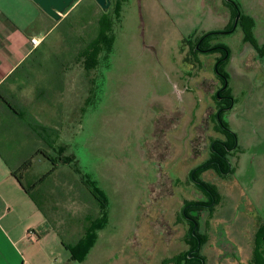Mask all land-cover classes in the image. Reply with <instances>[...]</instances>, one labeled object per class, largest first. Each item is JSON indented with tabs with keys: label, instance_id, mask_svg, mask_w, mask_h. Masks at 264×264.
Returning a JSON list of instances; mask_svg holds the SVG:
<instances>
[{
	"label": "rangeland",
	"instance_id": "rangeland-1",
	"mask_svg": "<svg viewBox=\"0 0 264 264\" xmlns=\"http://www.w3.org/2000/svg\"><path fill=\"white\" fill-rule=\"evenodd\" d=\"M88 1L92 19L69 30L68 40H55L66 24L55 28L40 51L50 48L48 57L37 55L50 61L49 73L54 40L55 48L73 44L76 55L84 46L79 37L88 42L95 35L104 11ZM110 1V13L123 2L120 20L113 22L114 43L105 47L94 71L72 62L62 83L51 79L50 84L47 70L37 67L25 88L7 85L23 91L25 108L43 125H63L51 149L45 147L56 172L35 193L53 227L74 243L84 234L86 218L106 217L82 263L65 248L62 253H68L69 264H199L191 254L198 247L192 223L183 213L191 205L203 239L195 254L204 264H264L257 248L264 227V0ZM237 7L254 21L261 50L245 43L241 27L205 43L230 51L225 71L234 106L222 120L236 136L232 172L207 170L199 176L216 192L213 201L191 175L210 159L213 143L229 140L216 118L223 106L215 70L221 53L192 48L207 33L231 28ZM42 80L54 92L45 101L38 97ZM52 169V162L37 154L26 183L39 182ZM83 181L103 195L104 213Z\"/></svg>",
	"mask_w": 264,
	"mask_h": 264
},
{
	"label": "crops",
	"instance_id": "crops-1",
	"mask_svg": "<svg viewBox=\"0 0 264 264\" xmlns=\"http://www.w3.org/2000/svg\"><path fill=\"white\" fill-rule=\"evenodd\" d=\"M57 25L31 0H0V89L37 49L31 39L37 38L42 43ZM7 85L9 91L0 94L12 99L20 111H27L20 95L23 91H10ZM40 110L51 113L42 105ZM0 111V264H69L68 253H62L63 237L39 208L42 204L35 196L38 189L32 190L33 197L25 191L24 187L31 188L37 181L26 183L25 173L29 170L22 174V184L13 174L35 155L37 147L42 148V143L21 121L2 108ZM59 127H55L56 138L63 125ZM46 151L49 155L50 150ZM43 193L45 197L46 191Z\"/></svg>",
	"mask_w": 264,
	"mask_h": 264
},
{
	"label": "trees",
	"instance_id": "trees-1",
	"mask_svg": "<svg viewBox=\"0 0 264 264\" xmlns=\"http://www.w3.org/2000/svg\"><path fill=\"white\" fill-rule=\"evenodd\" d=\"M231 1V0H229ZM123 2H117L114 8L113 13H110V11H104L102 14L98 17L96 28H95V35L90 37V40L88 42H84L83 37H79V41L84 43V46H82L74 55L75 51V46L73 44H70V48H66L61 46L58 48V45H56L57 50L59 49V53L56 54L55 52V46L53 45L55 43V40L58 38L59 41L63 40H68V35H69V30H73V33L76 32V28L83 26L84 22H88L90 19H92L93 16V9H92V4L88 0H84L75 7H72L70 10H68L65 14V17L58 22V25L56 26V29L58 30L62 25H67L66 29L62 31L59 36L55 38L52 43V52L55 53V58L53 62V70L48 71V63L50 62L48 58H42L37 55H46L48 57V54L51 52L50 48L48 52L46 51V48L44 49V53H40L46 46L47 40L49 37H47L41 45L7 78L5 81L6 84H16L17 89L21 90L22 88H25V86L30 85V83L33 80V72L32 70L34 68L40 67V68H45L47 72L49 73V83L51 84V79L52 82L57 81L62 83V78L63 75L66 73V69L69 64L72 62L75 63H82L83 68L85 72L90 73L94 71L98 64H99V58L105 47H111L114 43V36L111 34L112 31V24L113 22L119 21L120 20V11H121V6ZM239 13L238 7L235 9L234 12V19L237 17ZM240 21L239 24L241 28L243 29L244 32V40L246 42H249L252 44L257 51H259L261 48L258 45V42L254 36V21L247 16H244L240 13ZM229 29H232L229 28ZM217 33H208L206 36L201 37L197 42L196 45L192 48L197 52L196 46L198 45L199 41L201 40L202 42L199 44L200 49L205 48V43L208 38H210L213 35H216ZM219 50V48H214L211 51ZM227 50V49H226ZM229 51V50H227ZM58 52V51H57ZM74 55V56H73ZM69 57L72 59L70 60ZM229 60V59H228ZM227 60V61H228ZM226 59L223 60L225 64ZM226 61V62H227ZM42 70V69H41ZM47 75V74H46ZM44 75V80H48V76ZM42 77V78H43ZM225 77L228 78V75L225 73ZM41 84V90L38 92V97L41 99H47L46 96H52L53 91H47V85L45 82L42 80L40 82ZM48 84V83H47ZM5 85L3 87L1 86L0 91H9L7 88H5ZM43 85H46L45 87ZM43 86V87H42ZM223 94L231 95V93L227 90ZM37 97V98H38ZM0 108L4 109V112L6 111V114L8 113L12 118L18 120L19 122L21 121L22 124H24L28 130L36 137L37 141H40L42 143V148L37 147L35 155L29 157L24 163L21 165L19 169L16 171H13L14 176L19 180V182L22 184V174H24L27 170H29L32 167L33 164V157L36 156L37 154H42L48 159L50 162L53 164V169L49 172L48 175H46L44 178H42L39 182L35 183L31 188H25V191L31 196H32V190L38 189L45 181L47 180L48 177L52 176L56 172V163L53 161L51 157L48 156L46 153V150L51 149L52 144L55 141L56 136L58 135V131L55 129V127L52 126H47L43 125L41 122H39V119L36 116H33L28 110H19L13 103V100L8 98L5 95L0 94ZM2 111H0V114ZM222 115L223 113H220V121L222 122L223 126L227 129V136L229 140L226 142V146L228 148H233L235 147L236 144V136L234 133L230 132L229 126L226 125V123L222 120ZM20 122V123H21ZM61 123L59 124V126ZM58 127V126H57ZM222 128V127H221ZM218 142L213 143V157L221 156L220 151H223L222 147L218 145ZM38 146V145H37ZM45 147H48L49 149H46ZM217 155V156H216ZM68 163V160L66 161ZM65 163V164H66ZM221 170L218 173L222 175H226L228 173L232 172V169H230L229 164L225 165L222 163ZM217 167L214 165L213 162L208 161L199 168H197L195 171L192 172V180L195 182L197 185L202 187L206 192H208L213 201H215L216 198V192L214 189L207 183H204L203 181H200L199 176L201 173L211 170V169H216ZM219 168V166H218ZM217 170V169H216ZM20 174V175H19ZM84 186H86L87 190L89 191V194H91L92 198L98 205L99 209L104 213L105 207H106V202L101 194V192L95 188L88 186L85 181ZM48 192V191H47ZM42 195L44 194L43 191H41ZM47 195V193H46ZM46 197V196H45ZM215 204V203H214ZM39 208H41L42 211L44 210V207L42 205H39ZM190 209V210H189ZM192 206L189 205L185 207L184 209V217L188 218L190 217V212L193 210ZM190 211V212H189ZM197 211V210H195ZM189 212V213H188ZM86 225L84 229V234L82 237H80L77 241L74 243L71 242H66L64 239L63 245L65 248H67L71 255H72V260L77 261L82 263L87 254L90 252L91 248L94 247L96 243V237H97V232L100 230L102 227L103 223L105 222L106 217L104 215H101V217H96L94 219L91 218H86ZM101 220V221H100ZM198 218L195 217L193 219L192 224H191V232L195 230V233L197 235V238L194 237L192 233L193 239L197 241L198 243H202L203 239L201 234L198 233ZM196 225V227H195ZM201 245V244H200ZM193 246V245H192ZM193 248H196L195 250H198V247L196 245L193 246ZM257 248L260 257L264 256V227L263 229L258 233L257 235ZM200 250V249H199ZM199 250L196 252L198 254ZM193 252H191L192 254ZM203 259V258H202ZM202 264V263H199Z\"/></svg>",
	"mask_w": 264,
	"mask_h": 264
},
{
	"label": "flooded vegetation",
	"instance_id": "flooded-vegetation-1",
	"mask_svg": "<svg viewBox=\"0 0 264 264\" xmlns=\"http://www.w3.org/2000/svg\"><path fill=\"white\" fill-rule=\"evenodd\" d=\"M238 16H239V18H238ZM240 16H241L240 13H238L237 17L234 19V25L232 26V29H225V30H222V31L210 32V33H217L216 35H219V34H232V33H234L238 27H241L240 24H239ZM237 18H238V21H237ZM206 35H204V36H206ZM201 42L202 41L200 40L199 43H198V45L196 46V49H197V52L198 53H221V58L218 59V61L216 63V67H215L216 69L215 70H216V74H217L218 78L220 79V82L222 83V87H220V88H218L216 90V96L218 97V103L221 104V105H223V106H219L218 107L217 112H216V118L219 121V128H220V130L227 136V129L223 126L222 122L220 121V113L221 112L223 113L226 110L232 109L233 106H234V102H233V99H232V95L223 94L228 89V86H227V80H228V78L225 77V73L227 72V71H225V68H226L227 63L229 61L228 59H230V51H227V50H229L227 47L217 46V45H214V46H207V45H205V48L200 49L199 44ZM245 43L250 44L249 42H246V41H245ZM250 45L255 49V51H257V49L252 44H250ZM214 48H219V50L211 51ZM224 59H226V61L228 60L227 62L225 61V64L223 62ZM218 143H219L218 145L220 147H222V149H223V151H220L221 156L219 157V156L216 155L217 157H215V159H214V157H213V151H212L214 145H212L211 146V157L208 160V161L213 162L214 165L217 167L216 168L217 170L216 169H211V170H215L217 173L219 171H222L221 170V167L223 166L222 163H224L225 165H227V163H228L229 166L231 167L229 156L232 154L231 152L234 150L232 147L231 148H228L226 146V142L225 141H220ZM218 166H219V168H218ZM231 169H232V167H231ZM193 219H195V217L192 216V215L187 218V220L190 221L191 223H192ZM195 227H196V225H195ZM193 235H194L195 238H197V235L195 233V230H193ZM200 246L201 245H200V242H199V244H198V250L200 249ZM198 250H193L192 251V252H194L193 253V257L195 259H197V260H200L201 263L204 264L203 259L199 255L195 254Z\"/></svg>",
	"mask_w": 264,
	"mask_h": 264
},
{
	"label": "water",
	"instance_id": "water-1",
	"mask_svg": "<svg viewBox=\"0 0 264 264\" xmlns=\"http://www.w3.org/2000/svg\"><path fill=\"white\" fill-rule=\"evenodd\" d=\"M34 2L47 16L56 22H60L63 16L72 7H75L78 0H31ZM103 11H107L111 6L110 0H95ZM239 18V16H238ZM237 18V21H238ZM190 256V255H189Z\"/></svg>",
	"mask_w": 264,
	"mask_h": 264
},
{
	"label": "built area",
	"instance_id": "built-area-1",
	"mask_svg": "<svg viewBox=\"0 0 264 264\" xmlns=\"http://www.w3.org/2000/svg\"><path fill=\"white\" fill-rule=\"evenodd\" d=\"M31 44L34 48H38L41 45V41L37 38L31 39Z\"/></svg>",
	"mask_w": 264,
	"mask_h": 264
}]
</instances>
